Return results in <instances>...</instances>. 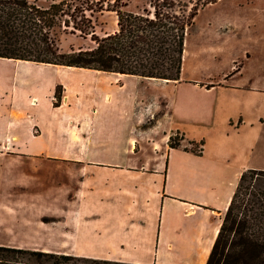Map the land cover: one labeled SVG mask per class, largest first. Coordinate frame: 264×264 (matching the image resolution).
I'll return each mask as SVG.
<instances>
[{
	"label": "crops",
	"instance_id": "crops-1",
	"mask_svg": "<svg viewBox=\"0 0 264 264\" xmlns=\"http://www.w3.org/2000/svg\"><path fill=\"white\" fill-rule=\"evenodd\" d=\"M0 61L14 63L0 72L4 175L17 174L27 156L66 163L78 179L67 190L66 207L57 216L64 222L65 245L60 247L76 250L65 253L172 264L158 261L165 253L161 249L173 254L179 243L180 251L183 244L189 249L186 264L206 263L241 173L264 170L263 68L257 73L238 68L219 77L200 74L166 81L174 95L165 97L162 140L152 141L154 152L163 159L152 160L136 153L142 123L138 95L131 93L124 104H114V92L126 87L124 80L138 82L137 75L24 59ZM175 104L185 120H174L169 113ZM177 135L182 144L171 147L170 137ZM201 140L203 151L197 154L188 145ZM100 151L124 155L112 160L91 157ZM3 196L20 202L6 205L8 230H14L10 223L16 215L23 231L35 226L31 218L37 215L38 197L25 202L19 196L13 199L11 192ZM93 217L98 221H91ZM55 228L53 224L48 229V245L26 241L11 246L58 248L52 243L57 239ZM96 234L98 246L84 247L82 241Z\"/></svg>",
	"mask_w": 264,
	"mask_h": 264
},
{
	"label": "trees",
	"instance_id": "trees-1",
	"mask_svg": "<svg viewBox=\"0 0 264 264\" xmlns=\"http://www.w3.org/2000/svg\"><path fill=\"white\" fill-rule=\"evenodd\" d=\"M79 1L83 4V0H0V57L180 81L186 38L195 17L201 7L218 0H149L150 7L140 12L124 10L126 4L119 6L115 0L106 9L116 12L117 29L103 36L96 32L93 14L73 8ZM69 32L91 36L93 45L64 51L60 38ZM168 143L182 144L173 136ZM204 143L201 140L196 143L201 148L191 150L201 154ZM0 264L133 263L0 244ZM206 264H264V170L241 173Z\"/></svg>",
	"mask_w": 264,
	"mask_h": 264
},
{
	"label": "rangeland",
	"instance_id": "rangeland-1",
	"mask_svg": "<svg viewBox=\"0 0 264 264\" xmlns=\"http://www.w3.org/2000/svg\"><path fill=\"white\" fill-rule=\"evenodd\" d=\"M30 1L34 2L35 0ZM114 1L83 0V4L82 1H79L73 5V8L75 6L78 8H86L87 14H93L96 32L100 36H103L117 29L118 21L116 12L106 9ZM123 3L126 5L122 9L132 12H140L144 7H150L149 0L116 1V4L119 6ZM103 6L105 10L100 12V8ZM88 8H93L98 12H91ZM59 45L64 51H68L92 46L93 42L91 36L85 37L79 32H69L61 35ZM13 65L14 63L11 62L0 61V72L7 67L11 69ZM238 68L252 73H257L262 68L264 69V0H218L215 3L205 5L199 9L195 17V24L186 38V49L182 68L183 78L188 79L196 75L199 76L200 74L219 77ZM135 79L138 82L133 79L129 81L124 80L126 87H121L114 92V104H124L126 98L131 93L132 95L135 93L138 95V110L142 115V123H140L137 129L136 153L138 154V158L141 159L145 156H148L152 160L163 159L162 154L157 155L154 152L153 146L155 144L153 145L152 141H155L154 137L162 140L161 118L164 109H166L165 97L174 95L173 88L172 86H166V80L150 79L140 76ZM128 89L131 90L128 91L129 93L127 92ZM140 93L144 95V98L140 97ZM60 100L61 94L57 102ZM178 111L177 104L174 107L170 105L169 113L174 120H185V116L182 117V115L178 114ZM167 123L169 124L170 122L167 121ZM177 136H173V138H180ZM122 138L124 139L123 136L120 139L123 140ZM188 146L196 150L201 148L198 144ZM158 148L162 150V146ZM61 154L58 153L55 155H57L56 157H60L59 155ZM93 155L91 157L98 160H112L113 157H119L124 154L100 151ZM25 158L22 161V165L19 164L16 170L17 174H13L10 171L9 176L7 174L4 175L5 169L0 166V244L17 245L27 243L26 241H28L30 244L34 242L39 245H48L50 243L48 240V229L55 224V229L58 234L56 235V241L52 243L58 248L51 250L46 248L43 250L58 253H65L67 251L75 252V249L60 247L61 245H65L64 222L62 217L57 216H60V209L66 207L65 200L69 195L66 194L67 190L78 179L71 176L69 166L59 160L29 159L27 156ZM6 192L14 193L15 196L13 199L19 196V201H25L24 199H27L29 202H33L34 198H39V200L35 201V204H39V206L35 207L37 215L31 218V221L35 220L34 227H28L27 230L23 231V227L20 226L22 219L21 217L17 218L16 215L12 219V223H10V225L14 224V230H8L6 225L7 217L4 212L6 205H19L20 202L6 200V197L3 196ZM21 212L20 209L17 213L21 214ZM18 220L20 222H17ZM91 221L96 222L98 219L93 217ZM93 222H91V225L94 224ZM37 226H39V231H36L38 229ZM110 236L112 237V234ZM96 237L98 238V234L94 237L90 236L88 241L86 240L87 237L84 241H82L81 236H79V239L83 242L84 247H96L98 246ZM181 247L185 248H181L182 251H180L178 243L172 251L173 254L169 250L161 249L165 253H163L158 261L162 259V261L172 264H186L189 261V249L185 244ZM137 250L130 248L129 251L134 252Z\"/></svg>",
	"mask_w": 264,
	"mask_h": 264
}]
</instances>
